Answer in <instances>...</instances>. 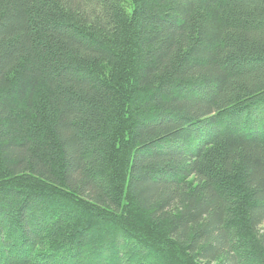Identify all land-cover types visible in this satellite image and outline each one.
I'll use <instances>...</instances> for the list:
<instances>
[{
  "label": "trees",
  "instance_id": "trees-1",
  "mask_svg": "<svg viewBox=\"0 0 264 264\" xmlns=\"http://www.w3.org/2000/svg\"><path fill=\"white\" fill-rule=\"evenodd\" d=\"M159 253L264 264V0H0V264Z\"/></svg>",
  "mask_w": 264,
  "mask_h": 264
},
{
  "label": "rangeland",
  "instance_id": "rangeland-1",
  "mask_svg": "<svg viewBox=\"0 0 264 264\" xmlns=\"http://www.w3.org/2000/svg\"><path fill=\"white\" fill-rule=\"evenodd\" d=\"M136 217H137V215H136ZM162 258H165L164 260H162ZM157 262H158V264H172L171 263V258L170 257H168V256H164L163 254H161V253H159L158 255H157Z\"/></svg>",
  "mask_w": 264,
  "mask_h": 264
}]
</instances>
